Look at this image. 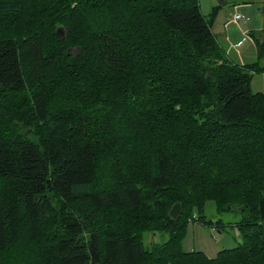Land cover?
<instances>
[{"label": "trees", "instance_id": "obj_1", "mask_svg": "<svg viewBox=\"0 0 264 264\" xmlns=\"http://www.w3.org/2000/svg\"><path fill=\"white\" fill-rule=\"evenodd\" d=\"M220 6L0 0V264H264V93L250 88L264 24L249 32L258 59L231 62L212 32ZM138 19L153 30L141 69L125 48L140 34L117 30ZM160 114L170 129L147 120ZM205 201L242 214V241L214 258L181 243L194 207L209 223ZM156 230L162 242L144 245Z\"/></svg>", "mask_w": 264, "mask_h": 264}, {"label": "rangeland", "instance_id": "obj_2", "mask_svg": "<svg viewBox=\"0 0 264 264\" xmlns=\"http://www.w3.org/2000/svg\"><path fill=\"white\" fill-rule=\"evenodd\" d=\"M198 2L200 11L203 15L209 14L213 6L221 3L220 0H198ZM263 5L264 0H227V3L221 4L218 8V12L212 24V32L215 35L218 44L223 49V52H225V55L231 62L241 65L254 62L258 59L257 47L249 32L259 30L264 24V12H262ZM26 8L30 9L28 6H26ZM119 13V19L123 21H125V18L126 20L128 19L129 15L127 16L126 13H123L122 11H119ZM235 14H241L244 18L239 20L235 19ZM136 22H139L140 24L132 25L136 24ZM129 23L127 24L124 22L123 25L118 24L117 30H125L124 38L123 31L119 32L122 36L121 38L124 40H127L125 38H130L129 32H132L136 36L140 34L138 37H134L135 40H132V47L129 46L131 49L128 48V46L125 48L126 50L135 49V51L137 50L139 52V54L133 57V60L136 62V68L141 69L143 65L154 63L152 59L146 61L151 55L145 50L149 46L152 47V42H150L148 34L153 30L148 24L149 22L142 21V19H138V21H133L132 23L129 21ZM136 27H138L137 30H135ZM15 34L16 33H14V35ZM45 54L51 56L50 58H54L53 51L45 49ZM174 68L175 70H178L177 67H170L166 70L171 73V70H174ZM140 77L141 76H137V79ZM132 78L133 76L130 74L128 80H132ZM166 79L169 81L168 83H174L175 77L173 78L171 77V74H166ZM142 81L143 79L140 80V83H142ZM44 82L45 81H41L39 78H35L33 84L42 86ZM250 88L252 91H260L264 93V74H254ZM89 90L90 89L86 90V92L92 100L93 96L89 95ZM131 90H136V93L138 94H144L146 92L141 86L134 84ZM130 91L129 95L131 94ZM94 95H99V90L97 93L94 92ZM12 102L15 105H19L22 108L21 111H24L23 106L25 105V102L23 97L14 95L12 96ZM155 119V121L154 119L147 120L150 122L152 121L153 125L157 127L164 123L163 125H160L159 129L163 126H168L164 129H170L172 120L164 122L167 118H163L161 114ZM86 121L87 124L90 125L88 128L89 131H92L96 127L93 119H87ZM116 148L122 153V150L125 152H127V150L129 151L131 145L128 139H122L121 142L117 144ZM114 156L117 157L118 153L113 155V157L109 156L110 159L108 158V165H110V167L111 162L116 159ZM106 162L107 161L105 160V163ZM97 163H99V161H95V164ZM110 172L111 170L107 171L105 169L103 174L107 175L110 174ZM191 213L192 214L188 217V223L185 227L184 236L181 241L184 250L202 251L208 258H214L221 249L235 247L242 241L238 227L242 214L238 210L232 209L218 211L213 202L205 201L201 206V214H204V219L209 221L208 224L203 223L199 218L198 209L195 207ZM135 220L136 222L139 221L137 218H135ZM163 234L162 231L158 230L155 232L145 231L142 234V241L146 246H149L152 243L162 242Z\"/></svg>", "mask_w": 264, "mask_h": 264}, {"label": "water", "instance_id": "obj_3", "mask_svg": "<svg viewBox=\"0 0 264 264\" xmlns=\"http://www.w3.org/2000/svg\"><path fill=\"white\" fill-rule=\"evenodd\" d=\"M220 4H223L222 1ZM57 30L58 32H62V28H58ZM181 208H182L181 203L175 202L169 209V212H168L169 216L171 218H177L181 213Z\"/></svg>", "mask_w": 264, "mask_h": 264}, {"label": "built area", "instance_id": "obj_4", "mask_svg": "<svg viewBox=\"0 0 264 264\" xmlns=\"http://www.w3.org/2000/svg\"><path fill=\"white\" fill-rule=\"evenodd\" d=\"M234 18L239 20V19H242L244 17L241 14H235ZM252 73H254V71H252Z\"/></svg>", "mask_w": 264, "mask_h": 264}, {"label": "crops", "instance_id": "obj_5", "mask_svg": "<svg viewBox=\"0 0 264 264\" xmlns=\"http://www.w3.org/2000/svg\"><path fill=\"white\" fill-rule=\"evenodd\" d=\"M220 229H221V227H220Z\"/></svg>", "mask_w": 264, "mask_h": 264}]
</instances>
